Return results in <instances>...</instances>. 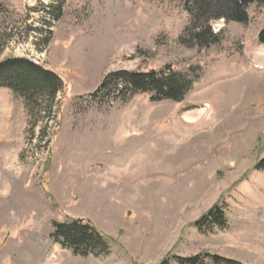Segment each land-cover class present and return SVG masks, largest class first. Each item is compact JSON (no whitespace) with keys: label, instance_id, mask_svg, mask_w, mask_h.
I'll list each match as a JSON object with an SVG mask.
<instances>
[{"label":"rangeland","instance_id":"1","mask_svg":"<svg viewBox=\"0 0 264 264\" xmlns=\"http://www.w3.org/2000/svg\"><path fill=\"white\" fill-rule=\"evenodd\" d=\"M248 17L213 23L219 41L199 47L176 0H0V63L62 84L51 113L0 88V264H264V7ZM168 67L197 79L180 103L94 97L113 74ZM216 206L226 228L197 229ZM76 219L108 254L53 237Z\"/></svg>","mask_w":264,"mask_h":264},{"label":"trees","instance_id":"2","mask_svg":"<svg viewBox=\"0 0 264 264\" xmlns=\"http://www.w3.org/2000/svg\"><path fill=\"white\" fill-rule=\"evenodd\" d=\"M176 1L183 5L190 17V24L185 30V36H189L188 40L199 47L210 46L219 41V35L212 31L213 23L224 21L226 24H246L249 19L248 10L251 6L264 7V0ZM185 36H182L183 39ZM258 42L264 45V29L258 36ZM195 80H197L195 77L190 78V76L177 73L169 67L148 74L121 72L108 77L94 97L104 100V97H110L117 91L119 94L122 93L121 97L123 98L126 96L124 94L148 93L152 101L169 100L180 103L193 88ZM0 88L12 90L16 95L22 97L33 110L44 103L47 111L51 113L62 84L60 79L51 72L44 71L26 60L14 59L0 63ZM256 168L264 172V159L259 161ZM213 225H217L222 230L227 226L222 210L218 206L211 210L207 218L196 223L197 229L203 232L212 230ZM53 237L63 247L71 249L74 254L82 257L108 254L110 249V241L90 223L80 219L71 223L56 224ZM172 260L177 264H239L236 261H224L208 254L192 258L174 257ZM161 264H169V260L166 259Z\"/></svg>","mask_w":264,"mask_h":264}]
</instances>
